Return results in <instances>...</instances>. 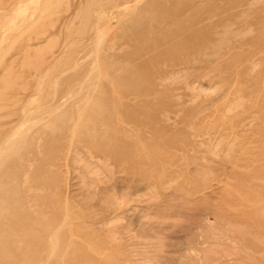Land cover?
I'll return each mask as SVG.
<instances>
[{
	"label": "rangeland",
	"instance_id": "rangeland-1",
	"mask_svg": "<svg viewBox=\"0 0 264 264\" xmlns=\"http://www.w3.org/2000/svg\"><path fill=\"white\" fill-rule=\"evenodd\" d=\"M0 151V264H264V0H0Z\"/></svg>",
	"mask_w": 264,
	"mask_h": 264
},
{
	"label": "bare ground",
	"instance_id": "bare-ground-1",
	"mask_svg": "<svg viewBox=\"0 0 264 264\" xmlns=\"http://www.w3.org/2000/svg\"><path fill=\"white\" fill-rule=\"evenodd\" d=\"M83 109V108H82ZM83 112V111H82ZM80 113H81V111H80ZM79 123V122H78ZM230 125V124H229ZM233 127V126H232ZM224 128H226V127H224ZM223 128V129H224ZM201 130V129H200ZM234 130V129H233ZM223 132V131H222ZM200 133V132H199ZM224 134V133H223ZM222 134V135H223ZM198 135H200V134H198ZM225 135V134H224ZM228 136V135H227ZM233 136V135H232ZM22 139V138H21ZM24 139V138H23ZM7 148V147H6ZM1 152V151H0ZM7 151H5V153H6ZM242 153V152H241ZM263 173H264V171H262ZM256 175L258 176V174H257V172H256ZM260 175H261V172H260ZM264 175V174H263ZM255 176V175H254ZM253 177V176H252ZM259 177H262V175L261 176H259ZM255 178H256V176H255ZM264 178V177H263ZM259 179V178H258ZM262 181H263V179H262ZM264 184V183H263ZM215 185H217V184H215ZM252 185V184H251ZM250 186V185H249ZM0 188H1V186H0ZM226 188V187H225ZM226 190V189H225ZM225 190H224V192H225ZM231 190V189H230ZM231 193V192H230ZM254 193V192H253ZM227 194V193H226ZM232 194V193H231ZM237 195V193H236V191L235 192H233V195ZM250 194V193H249ZM241 195V194H240ZM240 195H238V196H240ZM252 195H254V197H255V194H252ZM3 196L4 195H2V192H1V190H0V199H3ZM229 196V195H228ZM264 196V195H263ZM254 197H252V198H254ZM259 197V196H258ZM262 197V196H261ZM5 198V197H4ZM257 198V197H256ZM240 199H241V196H240ZM249 199H250V197H249ZM263 199V198H262ZM261 200V199H260ZM0 201H2V200H0ZM2 203V202H1ZM3 204H4V202H3ZM5 205V204H4ZM8 250V249H7Z\"/></svg>",
	"mask_w": 264,
	"mask_h": 264
}]
</instances>
